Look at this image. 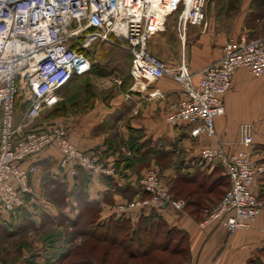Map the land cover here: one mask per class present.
Returning a JSON list of instances; mask_svg holds the SVG:
<instances>
[{
  "label": "built area",
  "instance_id": "2783aa9c",
  "mask_svg": "<svg viewBox=\"0 0 264 264\" xmlns=\"http://www.w3.org/2000/svg\"><path fill=\"white\" fill-rule=\"evenodd\" d=\"M206 5L207 0H0V213L15 216L24 207L25 196L31 193L28 178L35 168L20 163L51 147L59 151V168L74 177L80 170L88 178L117 176L113 164L76 147L64 125L38 129L34 124L60 103L62 89L92 72L91 59L79 47L83 39L84 47L101 40L129 52L134 80L168 77L179 82L186 99L171 107L167 121L196 125L193 137L216 136L215 121L225 113L224 96L233 87L236 71L244 68L264 78V36L229 37L222 57L197 73L185 63H166L149 50L153 36L165 30L173 15L185 43L190 27L205 24ZM21 98L27 108L18 117ZM239 135L241 148L235 152L222 145L202 152L206 161L222 164L230 184L206 223L219 222L230 232L250 229L264 217V201L253 191L256 180L264 177V163L256 162L249 152L253 126L241 125ZM140 186L148 197L130 207L183 209L157 170L149 169Z\"/></svg>",
  "mask_w": 264,
  "mask_h": 264
},
{
  "label": "crops",
  "instance_id": "0c3cea01",
  "mask_svg": "<svg viewBox=\"0 0 264 264\" xmlns=\"http://www.w3.org/2000/svg\"><path fill=\"white\" fill-rule=\"evenodd\" d=\"M229 37L212 39L211 34L202 33L197 40L203 48L192 50L197 57L192 72L219 60ZM94 73L96 67L85 76ZM115 83L111 94L105 93V86L101 94L83 97L79 108L65 106L63 99L58 105L65 111L63 120L71 142L102 163L113 164L117 176L88 178L80 170L74 177L59 168L60 154L55 147L21 161L22 167L35 168L28 178L31 193L25 196V205L17 215L0 213L7 229L12 232L28 222L39 226L43 220L58 223L61 218L73 224L81 213L94 209L98 225L121 220L137 230L141 239L137 251H152L146 256L150 264H264L263 216L251 229L233 233L219 222L206 223L205 209H211L230 184L218 160L210 162L202 157L206 147L222 145L229 153L240 149L239 128L251 124L254 145L250 151L256 154V162L264 163V78L254 77L244 68L236 71L233 87L224 96L225 113L216 119V136L212 138L205 134L193 137L196 125L176 126L167 121L171 107L186 99L178 82L164 77ZM155 167L176 198L185 201L183 209L130 207L148 197L140 182L148 169ZM253 191L263 201L264 177L256 180ZM55 241L37 257L39 264L70 258L66 254L71 242ZM54 247L60 249L49 255ZM165 256H169L168 261Z\"/></svg>",
  "mask_w": 264,
  "mask_h": 264
},
{
  "label": "rangeland",
  "instance_id": "374dc122",
  "mask_svg": "<svg viewBox=\"0 0 264 264\" xmlns=\"http://www.w3.org/2000/svg\"><path fill=\"white\" fill-rule=\"evenodd\" d=\"M176 21L177 15H173L167 20L164 32H159L153 36L149 43V49L156 57L166 63L176 66L185 63L187 69L192 73V66L195 65L194 59L195 61L197 59V57H193L192 50L195 47L203 48V44L197 40L202 33L211 34L212 39L219 36L225 38L238 36L251 40L264 36V0H207L205 24L201 27L189 28L185 43H183L180 33L176 29ZM79 47L90 56L92 64L99 71L94 73L93 76L75 78L68 87L61 90V98L65 106L79 108L83 105L81 103L83 97L99 95L104 90L101 89L105 86L107 87L105 93L111 94L115 88L116 80L132 78L129 72L130 68H128L131 66V58L124 49L101 40H95L91 45L84 47V39ZM26 108L27 103L25 99L21 98L18 102L17 116L20 117L26 111ZM64 114L65 111H62L61 105L48 109L36 119L35 127L41 129L54 124H62L68 130L65 120H63ZM250 150L251 148L249 149L251 157L256 160L254 157L256 154L254 155V152L251 153ZM110 165L112 166V164ZM154 170H157L160 174L158 168L155 167ZM161 177L163 176L161 175ZM168 187L170 190L169 184ZM224 195L225 193L211 209H205V221L208 213L221 202ZM177 198L174 196L176 201L185 205L184 200ZM53 222L43 220L42 225H39L40 227L35 223L28 222L24 226L21 224L19 227L12 228L13 231L10 232L7 226L3 224L4 222L0 220V264H39L37 257L43 256L44 250L53 244L55 240L57 244L62 241L71 242L72 249V255L67 262L57 264L151 263L150 257L132 260L127 257L123 248L98 243L93 238H87L86 236L75 237V234L82 230L85 223L71 228L64 218L59 219L58 223ZM59 249L60 247H54L49 255H53ZM88 257L94 259V261L89 262ZM168 257L165 256V261H168ZM45 264L49 263L46 262Z\"/></svg>",
  "mask_w": 264,
  "mask_h": 264
},
{
  "label": "trees",
  "instance_id": "16d2710c",
  "mask_svg": "<svg viewBox=\"0 0 264 264\" xmlns=\"http://www.w3.org/2000/svg\"><path fill=\"white\" fill-rule=\"evenodd\" d=\"M75 47L78 48L77 45H75ZM128 54H129V52H128ZM153 55L156 56L155 54H153ZM87 56L90 58L89 55H87ZM129 56L131 58L130 54H129ZM130 68H131V66H130ZM93 69H94V65L92 67V70ZM98 71L99 70L97 69V72ZM123 80H128V79H123ZM227 190H226V192H227ZM169 191L171 193L172 189H170ZM171 194L173 195V197L175 196L173 192ZM175 198H176V196H175ZM95 213L96 212L94 209L89 214L81 213L80 216L77 218V220L75 222H73V224H70L72 227H78L80 224L85 223L82 230H80V232L75 234V237L86 236L87 238H93L98 243L108 244V245H112L113 247L116 246L119 248H123L127 257L130 259H136L137 257L146 258V256H148L152 252V251H147V252L144 251L142 253H139V251H137L138 243L141 239H140L138 231L137 230L133 231L131 225H128L127 223H125L121 220L114 221L113 219L108 221V222H104V223L98 225L96 223V214ZM86 219H89V220L87 221ZM149 221H151V220H149ZM68 255H72V249H70L67 252L66 256H68ZM63 258H64V256H63ZM88 260H89V262L94 261V259H90V257H88ZM61 262H63V261L61 260L60 262H57V263H61ZM57 263H53V264H57ZM79 264H81V263H79ZM82 264H84V263H82Z\"/></svg>",
  "mask_w": 264,
  "mask_h": 264
}]
</instances>
